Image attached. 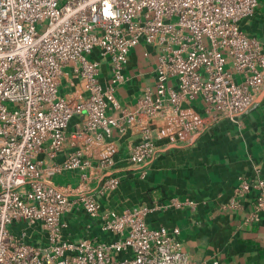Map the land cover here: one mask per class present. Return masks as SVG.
<instances>
[{"label": "built area", "instance_id": "1", "mask_svg": "<svg viewBox=\"0 0 264 264\" xmlns=\"http://www.w3.org/2000/svg\"><path fill=\"white\" fill-rule=\"evenodd\" d=\"M258 4L0 0V264H224L193 259L178 227L149 225L144 204L107 207L102 197L121 182L105 172L113 164L108 154L93 158L78 149L59 155L75 116L88 145L141 128L127 147L137 166L157 153L153 122L172 121L179 134L198 128L182 115L196 99L204 124L240 122L264 91V45L241 27ZM141 42L157 55L155 85L143 88L134 107L122 105L116 91L130 79L126 66ZM67 69L78 93L60 92ZM73 170L77 185L54 181ZM251 194L249 219L257 220L264 212L261 176H241L225 207H242ZM75 209L96 220L105 237L66 236L65 215Z\"/></svg>", "mask_w": 264, "mask_h": 264}, {"label": "crops", "instance_id": "2", "mask_svg": "<svg viewBox=\"0 0 264 264\" xmlns=\"http://www.w3.org/2000/svg\"><path fill=\"white\" fill-rule=\"evenodd\" d=\"M241 27L264 45V0H259L251 17L241 21ZM156 60V52L144 42L132 50L125 70L130 79L116 91L122 105L134 107L145 86L154 88ZM103 70L101 78L106 80L107 64ZM70 71L67 69L61 78V93L80 91L79 82ZM182 115L193 120L198 128L179 134L172 121L153 122L158 150L141 166L127 156V147L141 136V128L131 126L124 135L109 138L101 145H88L78 135V116L72 118L67 128L68 143L59 158L78 149L93 158L111 156L113 164L105 172L119 176L121 182L110 196L102 197L105 205L116 209L146 205L149 225L178 227V238L193 259L264 264V212L257 220L249 219L254 195L244 198L242 207H225L241 176L264 178V91L240 122L225 119L204 124L205 114L198 99L185 105ZM53 178L61 185H77L80 181L77 170ZM99 182L100 177L95 178L92 185ZM65 218L66 236L105 237L98 222L83 210L68 212Z\"/></svg>", "mask_w": 264, "mask_h": 264}]
</instances>
